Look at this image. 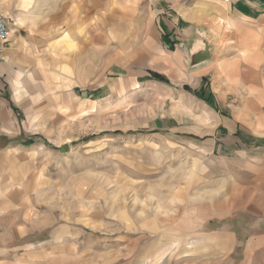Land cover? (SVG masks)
I'll list each match as a JSON object with an SVG mask.
<instances>
[{
	"label": "rangeland",
	"instance_id": "rangeland-1",
	"mask_svg": "<svg viewBox=\"0 0 264 264\" xmlns=\"http://www.w3.org/2000/svg\"><path fill=\"white\" fill-rule=\"evenodd\" d=\"M19 2L31 0H0L9 41ZM132 7L103 0L104 23L116 16L124 45L118 56L105 51L102 81L87 68L89 82L77 83L76 70L70 78L41 67V54L9 99L16 131L0 158V264H264V245L249 244L245 230L255 214L230 211L241 195L231 194L229 135L215 133L224 117L252 129L255 112L264 116V19L247 27L258 30V46L240 50L222 20L202 22L200 0L194 22L204 24L213 66L193 75L173 68L175 48L128 67V37L146 26Z\"/></svg>",
	"mask_w": 264,
	"mask_h": 264
},
{
	"label": "crops",
	"instance_id": "crops-1",
	"mask_svg": "<svg viewBox=\"0 0 264 264\" xmlns=\"http://www.w3.org/2000/svg\"><path fill=\"white\" fill-rule=\"evenodd\" d=\"M199 2L200 0H156L154 5L160 6L152 12L151 0H132L134 20H143L146 26L141 32L137 31V34L128 37V67L136 68V59L141 56L145 58L141 59L148 60L153 53L175 48L179 60L173 68L183 69L185 72L193 69V75L210 70L213 63L208 64V61L197 66L191 65V55L200 40L198 29L204 25L194 22L196 14L199 13ZM202 2L208 10V17L202 22L218 23L222 20L227 24V36L232 38L231 42H236L235 45L240 50L249 51L256 48L251 46H258V30L247 27L264 19V0ZM140 4H147V7L141 8ZM20 5L19 2L18 6ZM18 6L12 15L16 23L12 38L0 49V158H4L1 151L8 148L5 142L8 132L16 131L15 121L7 110L9 99L13 100V94L19 90L18 82L24 76L34 75L35 69H39L37 65L39 66L41 54H46V60L42 57V62L45 63H42L41 67L50 68L54 64L70 78L76 70L79 78L77 83L87 84L90 77L86 69H95V76H102V81L104 70H107L105 51L118 56L121 45H124L123 39L119 37L120 29L116 16H110V27L104 23L103 0H31L30 4H22V8ZM187 9H191V14H184ZM68 15L71 17L68 18ZM152 20L155 29L151 24ZM248 33L251 37L249 45L245 39ZM68 41L71 42L68 44ZM52 53L61 58H52ZM25 54L29 55L28 58ZM37 54H40L39 59L36 58ZM110 64L112 66L115 63L111 61ZM209 94V91L206 92V96L209 97ZM255 113L258 118L254 121L252 129L224 117V120L219 119L220 124L215 133L226 132L229 135L225 138L226 141L223 140L229 146H223L230 154L226 161L230 163V173L233 174L231 194L241 195L238 204L235 203L237 201H232L230 211L255 214L256 217L251 218L245 226V230H250L255 239L248 243L264 245V116H259L257 111ZM220 140L218 136L213 138L211 145L214 152L222 145ZM236 176L240 182L238 188L234 182ZM237 190L241 191L238 193ZM207 208L212 209L208 203Z\"/></svg>",
	"mask_w": 264,
	"mask_h": 264
},
{
	"label": "water",
	"instance_id": "water-1",
	"mask_svg": "<svg viewBox=\"0 0 264 264\" xmlns=\"http://www.w3.org/2000/svg\"><path fill=\"white\" fill-rule=\"evenodd\" d=\"M199 37L203 40L204 47L200 50H195V52L191 55V65L197 66L199 64L205 63L209 61L212 57V44L209 39L205 36V28H199Z\"/></svg>",
	"mask_w": 264,
	"mask_h": 264
},
{
	"label": "built area",
	"instance_id": "built-area-1",
	"mask_svg": "<svg viewBox=\"0 0 264 264\" xmlns=\"http://www.w3.org/2000/svg\"><path fill=\"white\" fill-rule=\"evenodd\" d=\"M229 1V0H225ZM10 18L7 14L0 12V49L9 41L11 31L9 29Z\"/></svg>",
	"mask_w": 264,
	"mask_h": 264
},
{
	"label": "trees",
	"instance_id": "trees-1",
	"mask_svg": "<svg viewBox=\"0 0 264 264\" xmlns=\"http://www.w3.org/2000/svg\"><path fill=\"white\" fill-rule=\"evenodd\" d=\"M152 75H153L155 78H157V79H160V80H162V81H166V82H168V80L165 79V77L162 76V75L159 74V73L153 72ZM184 88H185V89H189L188 86H184ZM13 108H14V107H13ZM15 109H16V108H15ZM67 148H68L67 145H65L64 147H61V149H62L63 151H65Z\"/></svg>",
	"mask_w": 264,
	"mask_h": 264
},
{
	"label": "bare ground",
	"instance_id": "bare-ground-1",
	"mask_svg": "<svg viewBox=\"0 0 264 264\" xmlns=\"http://www.w3.org/2000/svg\"><path fill=\"white\" fill-rule=\"evenodd\" d=\"M199 42H200V43L196 46V49H197V50H200V49H202V48L204 47L203 40L200 39Z\"/></svg>",
	"mask_w": 264,
	"mask_h": 264
}]
</instances>
